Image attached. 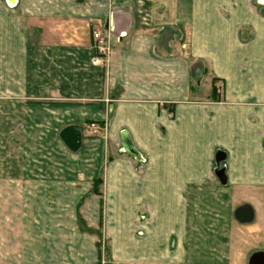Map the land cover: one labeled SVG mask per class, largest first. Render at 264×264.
Masks as SVG:
<instances>
[{
	"label": "crops",
	"instance_id": "crops-1",
	"mask_svg": "<svg viewBox=\"0 0 264 264\" xmlns=\"http://www.w3.org/2000/svg\"><path fill=\"white\" fill-rule=\"evenodd\" d=\"M98 31L111 49L96 65ZM37 94L57 126L82 131L75 168L54 171L72 179L33 175L5 135L31 127ZM1 111L0 264H64L63 193L75 207L102 170L104 191L142 192L135 207L153 213L160 192L224 190L228 206H253L246 195L264 188V0H0ZM88 123L104 136L85 141Z\"/></svg>",
	"mask_w": 264,
	"mask_h": 264
},
{
	"label": "rangeland",
	"instance_id": "rangeland-1",
	"mask_svg": "<svg viewBox=\"0 0 264 264\" xmlns=\"http://www.w3.org/2000/svg\"><path fill=\"white\" fill-rule=\"evenodd\" d=\"M98 33L105 39L110 52L109 37L108 40L107 35ZM39 84L38 79L33 80V86ZM51 99L54 101V96ZM31 103V127L5 131V135L10 136L9 143L15 142L11 144L16 150L14 153L29 160L26 165L30 163L33 175L72 179L74 176L61 179L54 172L59 166L73 169L75 164L72 151L59 137L63 128L57 126L55 112L40 110V105L50 104V99L45 102L37 94L32 96ZM0 116L7 119L8 113L1 111ZM83 129L85 141L89 142L105 134L101 124L88 123ZM89 142L87 148L97 146ZM9 143H1L5 152H9ZM114 146L115 150L119 149ZM90 151L86 150L89 156L96 155V149ZM83 161H87L82 165L84 169L88 163H94L87 157ZM89 182L91 190L86 195L79 192L80 200L75 207L67 205L69 194L63 193L64 223L60 231L63 232L64 264H71L72 259L74 264H250L254 254H264V188L249 196L245 194L253 203L255 216L252 223L241 224L234 216L236 208L221 199L222 195L230 193L224 190L160 192L158 202L154 203L159 207L153 213L152 203L149 209L141 205L135 207L134 200L143 195L142 192L104 191L103 170ZM210 182L215 183L213 179ZM79 185L81 189V183ZM129 194L131 198L127 197ZM51 195L55 193L50 191ZM169 215L174 216L175 222H169ZM45 227L37 223L32 225V231L44 234L48 231ZM60 231L58 229V234ZM59 244L60 240L58 248Z\"/></svg>",
	"mask_w": 264,
	"mask_h": 264
},
{
	"label": "water",
	"instance_id": "water-1",
	"mask_svg": "<svg viewBox=\"0 0 264 264\" xmlns=\"http://www.w3.org/2000/svg\"><path fill=\"white\" fill-rule=\"evenodd\" d=\"M65 146L77 153L82 146V131L79 126H69L64 128L59 135ZM235 219L241 224H249L254 221V210L250 205H243L236 209ZM250 264H264V254L259 252L252 256Z\"/></svg>",
	"mask_w": 264,
	"mask_h": 264
},
{
	"label": "built area",
	"instance_id": "built-area-1",
	"mask_svg": "<svg viewBox=\"0 0 264 264\" xmlns=\"http://www.w3.org/2000/svg\"><path fill=\"white\" fill-rule=\"evenodd\" d=\"M93 37L95 40L94 48L96 52V56L93 61L97 64H101L104 57L108 54L109 48L107 47L105 39L102 38L99 33H94Z\"/></svg>",
	"mask_w": 264,
	"mask_h": 264
},
{
	"label": "trees",
	"instance_id": "trees-1",
	"mask_svg": "<svg viewBox=\"0 0 264 264\" xmlns=\"http://www.w3.org/2000/svg\"><path fill=\"white\" fill-rule=\"evenodd\" d=\"M213 96H214L215 98H218L216 87L213 88Z\"/></svg>",
	"mask_w": 264,
	"mask_h": 264
}]
</instances>
